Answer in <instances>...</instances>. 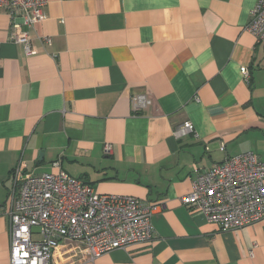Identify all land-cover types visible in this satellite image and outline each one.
<instances>
[{
    "label": "crops",
    "instance_id": "1",
    "mask_svg": "<svg viewBox=\"0 0 264 264\" xmlns=\"http://www.w3.org/2000/svg\"><path fill=\"white\" fill-rule=\"evenodd\" d=\"M258 1L47 0L43 21L22 27L34 56L0 15V207L17 166L57 173V161L98 194L158 207L150 243L91 260L67 242L52 264H264V220L222 232L180 202L195 164L264 161V45L248 31ZM138 95L150 101L141 111ZM185 121L195 132L177 138ZM9 229L1 215L0 264H11Z\"/></svg>",
    "mask_w": 264,
    "mask_h": 264
},
{
    "label": "built area",
    "instance_id": "2",
    "mask_svg": "<svg viewBox=\"0 0 264 264\" xmlns=\"http://www.w3.org/2000/svg\"><path fill=\"white\" fill-rule=\"evenodd\" d=\"M47 0H0V15L11 20V40L23 46L27 56L38 52L23 26L33 27L44 19ZM248 31L264 45V0L251 13ZM51 45L50 38L41 39ZM245 82H250L247 67H241ZM133 107L141 111L150 105L148 97L132 98ZM190 121L177 127V138L194 133ZM112 154V146H105ZM57 173L26 172L21 165L12 174L9 211L0 207V216L10 221L11 264H52L55 252L64 243L82 245L87 256L95 260L117 249L150 243L155 236L152 217L158 207L126 195H101L95 189L60 169ZM197 175L192 190L180 202L190 210L202 211L207 222L228 232L264 220V161L255 154L229 157L205 172L193 166Z\"/></svg>",
    "mask_w": 264,
    "mask_h": 264
}]
</instances>
